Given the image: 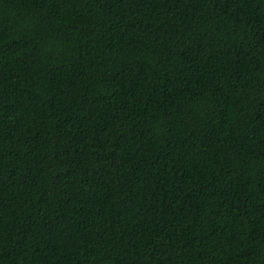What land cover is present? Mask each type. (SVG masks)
<instances>
[{"label": "trees", "instance_id": "obj_1", "mask_svg": "<svg viewBox=\"0 0 264 264\" xmlns=\"http://www.w3.org/2000/svg\"><path fill=\"white\" fill-rule=\"evenodd\" d=\"M0 264H264V0H0Z\"/></svg>", "mask_w": 264, "mask_h": 264}]
</instances>
